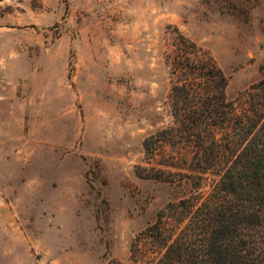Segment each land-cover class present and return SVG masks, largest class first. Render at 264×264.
Wrapping results in <instances>:
<instances>
[{"label":"rangeland","instance_id":"obj_1","mask_svg":"<svg viewBox=\"0 0 264 264\" xmlns=\"http://www.w3.org/2000/svg\"><path fill=\"white\" fill-rule=\"evenodd\" d=\"M179 34L229 100L264 80V0L0 2V264H133L136 237L192 195L143 177Z\"/></svg>","mask_w":264,"mask_h":264},{"label":"trees","instance_id":"obj_2","mask_svg":"<svg viewBox=\"0 0 264 264\" xmlns=\"http://www.w3.org/2000/svg\"><path fill=\"white\" fill-rule=\"evenodd\" d=\"M167 60L172 123L145 139L143 177L193 193L136 237L131 260L264 264V80L229 100L223 70L181 34Z\"/></svg>","mask_w":264,"mask_h":264}]
</instances>
